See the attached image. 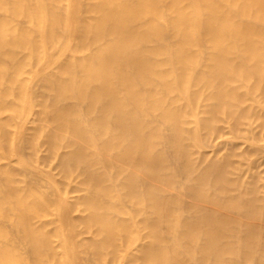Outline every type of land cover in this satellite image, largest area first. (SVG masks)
Here are the masks:
<instances>
[{
    "label": "bare ground",
    "instance_id": "6f19581e",
    "mask_svg": "<svg viewBox=\"0 0 264 264\" xmlns=\"http://www.w3.org/2000/svg\"><path fill=\"white\" fill-rule=\"evenodd\" d=\"M0 264H264V0H0Z\"/></svg>",
    "mask_w": 264,
    "mask_h": 264
}]
</instances>
